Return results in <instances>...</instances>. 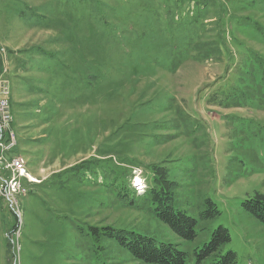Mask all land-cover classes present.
Here are the masks:
<instances>
[{"label":"rangeland","instance_id":"rangeland-1","mask_svg":"<svg viewBox=\"0 0 264 264\" xmlns=\"http://www.w3.org/2000/svg\"><path fill=\"white\" fill-rule=\"evenodd\" d=\"M1 70L38 183L11 192L14 217L0 200V264H146L121 232L211 264L195 252L218 227L221 255L264 264L242 206L264 195V0H0ZM156 167L193 241L155 216Z\"/></svg>","mask_w":264,"mask_h":264},{"label":"trees","instance_id":"trees-1","mask_svg":"<svg viewBox=\"0 0 264 264\" xmlns=\"http://www.w3.org/2000/svg\"><path fill=\"white\" fill-rule=\"evenodd\" d=\"M153 170L154 187H148L146 193L154 205L155 216L180 239L193 241L196 238V221L186 216L183 211L174 208V195L167 186L166 171L162 167H156ZM206 205L209 207V211L205 214L206 217L211 218L218 213L212 203L207 202ZM242 206L247 213L264 225V195L255 193L246 199ZM126 234L129 235V239L124 237ZM118 236L122 246L135 260L146 264H185L186 253L177 250L172 244H156L152 238L134 233L121 232ZM229 240L228 230L223 227L216 228L210 240L195 252L197 262L210 259L211 264H237L233 252L220 254V247Z\"/></svg>","mask_w":264,"mask_h":264},{"label":"built area","instance_id":"built-area-1","mask_svg":"<svg viewBox=\"0 0 264 264\" xmlns=\"http://www.w3.org/2000/svg\"><path fill=\"white\" fill-rule=\"evenodd\" d=\"M3 51V50H1ZM2 70L0 74V200H3L8 211L14 217L15 203L12 201L11 192H18L20 196L27 193L22 186V180L27 184L38 183L32 179L26 168V162H21L13 154L16 147L15 140L11 137V131L8 127L9 113L5 107V81ZM7 176H4V174ZM17 224V222H16Z\"/></svg>","mask_w":264,"mask_h":264},{"label":"bare ground","instance_id":"bare-ground-1","mask_svg":"<svg viewBox=\"0 0 264 264\" xmlns=\"http://www.w3.org/2000/svg\"><path fill=\"white\" fill-rule=\"evenodd\" d=\"M10 115V114H9ZM11 121V116L9 117L8 121ZM11 137H13L12 133H11ZM16 158L18 160H20L21 162H24L23 158L19 157V156H16ZM33 179V178H32ZM134 182H136L137 184H140L141 182L139 181L138 177H134Z\"/></svg>","mask_w":264,"mask_h":264}]
</instances>
